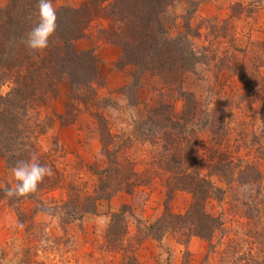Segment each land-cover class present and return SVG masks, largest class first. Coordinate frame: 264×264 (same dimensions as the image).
Masks as SVG:
<instances>
[{"label":"trees","instance_id":"16d2710c","mask_svg":"<svg viewBox=\"0 0 264 264\" xmlns=\"http://www.w3.org/2000/svg\"><path fill=\"white\" fill-rule=\"evenodd\" d=\"M176 1L82 0L78 6H59L57 31L49 47L40 52L28 49L23 42L38 19L37 0H9L5 8L0 7V83H12L11 89L0 95V157L12 169L17 161L28 160L35 153L41 163L50 166L47 155L40 152L39 136L55 120L63 125L74 123L75 114L69 116L78 95L73 92L69 97L64 113L42 117L40 110L58 94L62 81L70 82L74 91L98 79L94 51L79 50L76 40L101 16L108 20L105 32L122 51V67L133 66L131 80L122 88L130 103L140 104L139 90L144 79L156 76L158 83L161 82L152 87L150 99H153L146 103L145 112L134 125L135 134L152 145L155 152L151 167L142 172L135 163H123L111 146L115 136L99 117L101 141L109 163L97 172L94 194L75 206L66 202L61 207L80 220L96 210L98 199H110L118 191L132 194L159 176L164 178L166 187L165 207L153 222L138 219L144 237L162 242L166 234L174 233L183 237L181 240L186 244L197 236L209 242V254L218 252L221 241L213 242V239L220 231L224 232V220L222 214L209 212L207 205L211 199L226 201L247 220L248 229L235 244L229 238L220 253L219 264H264V179L258 161L264 158V142L257 139L256 133L252 140L257 145L258 157H250V151L239 153L241 144H237L233 135L234 115L228 98L220 95L215 99L208 93L203 103L199 93L186 86L187 75L212 59L196 46L199 32L190 24L175 38L169 37V26L174 20L171 8ZM224 67L236 74L240 72L236 62L226 63ZM241 78L248 91L249 75L242 74ZM170 89L184 100L181 112L175 110L170 95L163 91ZM56 178L52 174L40 183L35 193L9 200L36 199L40 192L57 186ZM3 190L0 187L1 197L6 196ZM178 190L192 194L185 213H176L169 205ZM127 213L133 214L130 205L112 213L115 224L110 231L125 233L119 222L125 220Z\"/></svg>","mask_w":264,"mask_h":264},{"label":"rangeland","instance_id":"374dc122","mask_svg":"<svg viewBox=\"0 0 264 264\" xmlns=\"http://www.w3.org/2000/svg\"><path fill=\"white\" fill-rule=\"evenodd\" d=\"M81 1L54 0V6H78ZM8 4L9 0H0V7ZM171 13L174 20L169 26V37L175 38L190 24L199 32L196 46L212 59L187 75L186 86L195 89L203 103L208 93L215 99L220 95L228 98L234 115L233 135L241 144L239 153L250 151V157L257 156L254 135L258 133L257 139L264 142V0H177ZM107 24L105 18L96 17L85 35L76 40L79 50L94 51L98 79L74 91L70 82L62 81L58 94L40 110L42 117L64 113L69 97L73 92L78 95L74 97L76 107L70 109L69 118L75 114L74 123L63 125L55 120L38 140L40 152L47 155L52 174L57 177V186L40 192L36 199L11 202L9 197L0 196V264H219L229 238L235 244L248 229L247 220L226 201L211 199L207 205L209 212L222 214L224 220V232L213 239L221 241L218 252L209 254V242L203 238L193 236L184 244L183 237L174 233L166 234L162 242L155 240L156 247H142L151 237L140 233L142 225L138 219L153 222L165 207L166 187L164 178L159 176L132 194L118 191L110 199H98L96 210L80 220L61 207L66 202L75 206L94 194L97 172L109 163L101 141L99 117L115 136L111 146L123 163H135L142 172L151 167L155 152L152 145L135 134L134 125L145 112L146 103L153 99L152 87L161 82L156 76L144 79L139 90L140 104L130 103L122 88L130 82L133 66L122 67V51L105 32ZM225 58L228 61L222 63ZM233 62L238 65L239 74L224 67ZM245 73L250 77L248 91L241 78ZM11 87V82L0 83V95ZM163 91L170 95L175 110L181 112L184 100L171 89ZM258 161L264 179V158ZM15 183L11 168L0 157V187ZM191 202L189 191L178 190L169 205L174 212L185 213ZM124 205H130L133 211L119 222L125 233L110 231L115 224L112 213Z\"/></svg>","mask_w":264,"mask_h":264},{"label":"clouds","instance_id":"9594fccd","mask_svg":"<svg viewBox=\"0 0 264 264\" xmlns=\"http://www.w3.org/2000/svg\"><path fill=\"white\" fill-rule=\"evenodd\" d=\"M38 19L24 38L25 46L33 51L46 50L57 31V9L54 0H37ZM15 185L4 188V194L9 198L24 197L38 190L40 183L52 175V168L41 163L33 153L28 160H19L11 169Z\"/></svg>","mask_w":264,"mask_h":264},{"label":"crops","instance_id":"0c3cea01","mask_svg":"<svg viewBox=\"0 0 264 264\" xmlns=\"http://www.w3.org/2000/svg\"><path fill=\"white\" fill-rule=\"evenodd\" d=\"M156 242L155 239L153 238H148L147 240H145V242L143 243V246L144 247L145 245H150V246H153V247H156ZM146 247V246H145ZM156 252V251H155ZM150 255V254H149ZM153 259V257L151 258ZM154 260V259H153Z\"/></svg>","mask_w":264,"mask_h":264}]
</instances>
